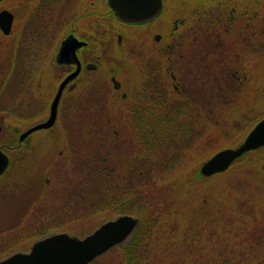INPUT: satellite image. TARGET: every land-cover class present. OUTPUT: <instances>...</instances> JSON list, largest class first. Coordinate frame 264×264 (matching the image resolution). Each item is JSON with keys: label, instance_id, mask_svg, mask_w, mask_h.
Wrapping results in <instances>:
<instances>
[{"label": "rangeland", "instance_id": "obj_1", "mask_svg": "<svg viewBox=\"0 0 264 264\" xmlns=\"http://www.w3.org/2000/svg\"><path fill=\"white\" fill-rule=\"evenodd\" d=\"M7 3V0L3 1L0 8H7ZM16 10L21 13V3L17 5ZM22 26L23 20L19 18V24L11 38L0 39V88L7 73L11 55L10 48H12L11 50L18 48L17 57L24 59V65H20L23 83L13 88L14 92L11 91L12 93L8 97L3 94L0 95V142L7 140L10 136L11 130L8 127L5 128L6 124L18 127L19 131L16 134V137H18L25 127L31 123L43 120L41 117L43 112L46 111L45 108L55 84L52 78V64L47 60L49 57L42 55L43 53L41 54L43 47L48 48L49 51L52 45L51 40H49L47 35H43L39 38L31 39V41L29 39L24 41ZM24 42L31 49L27 48ZM45 61L39 87V83L27 80L28 72H31L28 67L31 65H39L40 67ZM122 64L121 62L116 63V65ZM32 71L35 72L36 69ZM262 74L263 72H258L261 77L260 85L249 74V96L248 93L244 94L245 96L242 95L247 99L245 100L239 92H232L230 95H226V88L221 86L219 82L218 84L211 83L213 74L207 73L205 80L207 86L210 87L213 84L217 86L221 94L224 93L225 95H218L216 91L218 102L216 106L215 104L213 106V108L215 107V112L212 116H207L209 117L207 119L208 122H199L202 120H197L193 123V126L191 125L192 120L186 123L185 121L176 122V125L180 123L187 124L188 131L182 139L141 136L139 141L138 138L135 139L128 136L123 132L126 129L124 128L125 123L117 118L118 111L111 110L110 113L106 112L108 110L107 107L105 106L106 109L101 107L104 106L101 102L102 97L95 96L94 93L91 98L88 97L77 102L76 112L74 110L71 112L72 115L76 114L74 117L71 114L69 115V108L62 107L60 117L54 126L32 133L30 142L35 144V146L30 145L28 141L23 142L22 146L16 150L7 149L15 158V161L13 160L7 174L0 178V256L13 251L27 250L34 240L43 234L53 231H67L78 236L89 233L102 221L115 217L116 214L112 210L117 205V203L113 205L115 199L117 202V200L122 199L123 193H128L134 185L152 183L151 181L154 178H157L159 180L157 182L163 184L166 187L165 190L170 192L169 203H176L179 193L184 190L181 185H183L186 177H183V174L187 171V173L195 171V168L201 164L202 160L212 152L237 144L239 139L245 134V131L255 122L256 118L264 113V74ZM253 85H257L255 91L257 93L252 91ZM31 88L35 90L36 94L40 95L38 97L39 102L38 100L35 102L33 99L36 96L32 95ZM230 99L233 104L230 108L225 107L223 104H226ZM12 109L16 110L18 114H15ZM106 113L110 114L111 120L108 121L106 119L107 121H105ZM221 114H223L222 117H220ZM14 118L21 122L15 123ZM102 120L109 126L99 132L113 137L110 142H104L105 145L102 146L99 153L104 159L103 164L107 167L106 169L114 168L118 174L116 175L117 178L113 179V177L110 178L109 176L107 179H103L102 189L104 197L100 203L98 202L95 205L94 209V206L89 203L86 205L84 202H78L74 194L71 197L68 195L72 193L73 189H84L85 182L90 184V182L93 183L94 181L90 177L86 180L82 177L81 179L74 177L75 175L73 176L72 173L75 174L77 169L81 172L88 170L83 168V161L86 160L87 163L90 161L89 151L92 150L93 145V140L90 137L98 133L97 131L94 133V123L96 121L101 123ZM230 133L232 137L231 140H228ZM28 146H31L30 151L27 149ZM183 147L187 148V150L185 149L186 151L184 150L181 153L180 150ZM135 152L136 157L140 161L135 162L133 165L132 159ZM108 153L111 154L108 155ZM79 162L82 167L79 166ZM66 164L69 167L66 168ZM192 165L194 167L190 169ZM245 172L249 173V168ZM261 177L259 180L250 179V188L248 183L245 189L254 191L255 185L264 183V176ZM45 178L49 179L48 182H45ZM226 198L231 202L229 208L232 211L233 224L247 227L245 231L247 238L242 237L241 239H246V241L249 239V243L256 245V248L257 246L263 248H261L260 254L247 264H264V243L261 240V243L257 245L254 243V238L252 236L249 237V226H251V231L259 229V226L254 221L262 219L264 201L255 199L254 201H248L246 204L237 205L233 197L227 196ZM123 200L125 199L121 201ZM174 203L171 205L173 208ZM225 216L226 212L222 213L217 209H210L209 212L201 216L204 223L202 222L201 231L197 236L201 240L206 241L209 238L216 237L218 227H220L219 221L222 225ZM193 217L195 216H191V214L185 217V220H183V223L185 222L186 224L185 226H188V222L193 223ZM260 229L263 228L261 227ZM245 247H248V244H245ZM186 251L193 255L190 252V248ZM122 255L119 248H111L89 264H124ZM165 259H170L169 253L165 254ZM202 260L205 259L202 258ZM247 260H249V256ZM199 262L193 263L189 259L188 263L198 264ZM231 262H233V259H231ZM208 263L213 264L212 260Z\"/></svg>", "mask_w": 264, "mask_h": 264}, {"label": "flooded vegetation", "instance_id": "obj_2", "mask_svg": "<svg viewBox=\"0 0 264 264\" xmlns=\"http://www.w3.org/2000/svg\"><path fill=\"white\" fill-rule=\"evenodd\" d=\"M7 1L12 24L7 35L0 31V37L11 38L21 18L24 41L47 35L52 43L49 51L44 47L41 51L49 57L55 81L43 120L58 85L79 66L62 89L54 124L62 107L69 108L70 115L79 100L94 93L102 97L107 112L118 111L128 136L182 139L187 124L176 122L208 119L204 110L207 73L245 99L249 74L264 72V0H161L158 14L139 22L118 18L107 0ZM19 3L21 13L16 10ZM68 36L83 44L76 48V60L58 63L55 54ZM45 63L29 66L27 80L40 87ZM32 95L37 102L40 95L34 89ZM195 103L198 111L190 109ZM109 113L105 120H111ZM30 138L25 142L35 146ZM137 161L135 152L132 164Z\"/></svg>", "mask_w": 264, "mask_h": 264}, {"label": "trees", "instance_id": "obj_3", "mask_svg": "<svg viewBox=\"0 0 264 264\" xmlns=\"http://www.w3.org/2000/svg\"><path fill=\"white\" fill-rule=\"evenodd\" d=\"M21 64L24 65V59L17 57L16 50L13 57L10 59L7 73L2 81L0 95L3 94L8 97L10 93L14 92L13 88L23 83L21 78ZM250 76L255 78L257 84H261V77L258 75V72L254 71V73H250ZM215 81V78L211 79V83H216ZM256 87L257 85L252 86L253 92L256 91ZM216 91L218 95L221 94L217 86L213 84H211L210 87L207 86L204 102L206 116L211 117L215 112V107L213 108V106L214 104L216 106L218 102ZM232 92L240 93V91H236L233 88L225 89L226 95H230ZM225 94L222 93L221 95ZM232 104L233 101L230 99L223 105L230 108ZM101 107L106 109L105 106ZM190 109L198 111V104H191ZM12 111L18 114L16 110L12 109ZM223 114H221L220 117H222ZM262 116H264V113L256 118V120ZM14 121L15 123L21 122L16 118H14ZM206 122L208 121L206 120ZM193 123L194 122L191 123L192 126L194 125ZM107 126H109V124L104 122V120H102L101 123H97V121L94 123V133L96 131L98 133L90 137L93 140L92 150L89 151L90 161H88V163L86 160L83 161V168H87L88 170L81 172L77 169L75 174L72 173L73 176L75 175L74 177H79L80 179L82 177L86 180L90 177V179L94 180L93 183L90 182V184H88L85 182L84 189H73L74 191L72 190V193L68 195L71 197L72 194H74L78 202H84L86 205L89 203L91 206H94V209L95 205L98 202L100 203L104 197V191L102 189L103 179H107L109 176L114 179L118 174L114 168L106 169L107 167L103 164L104 159H102L99 153L102 146L105 145L104 142H110L113 137L109 134L99 132L105 130ZM6 127H8L12 133L10 132V136L7 140L0 142L1 147L5 150L9 147L13 150L21 147L26 140L21 142L17 140L16 134L19 131L18 127L7 124L5 125V128ZM231 137L230 133L228 140H231ZM170 138L179 139L172 136ZM185 149L187 150L185 147L181 148L180 152L182 153ZM109 154L111 153H108V155ZM10 156L12 164L15 158H13L12 154H10ZM20 160L22 161V159ZM79 166L82 167L80 162ZM67 167H69L68 164H66V168ZM193 167V165L192 167L190 166V169ZM248 168L249 173L245 172ZM196 172L195 169V171L187 173L186 176V173L183 174V177H186L183 185H181L184 190L179 193V196L176 198V203H169L168 200L171 194L165 190L166 187H164L163 184L157 182L159 181L157 178H154L151 181L152 183L146 185L137 184L131 187L128 193H123L122 199L125 200L121 201L122 199H119L116 202L115 199L113 205L116 203L117 205L112 209L114 214L129 213L136 215L139 219L138 226L127 244L121 248L114 247L121 250L124 264H189V259L193 263L200 261L199 263L202 264H209L208 262L211 260L213 264H247L260 254V251L263 249L262 247V249L259 246L256 248V245L249 243V239H247V241L246 239H241L242 237L247 238V233L245 232L247 227L241 225L237 226V224L235 226V224H233V215H231L232 211L229 208L231 202L226 197H233L237 205L246 204L248 201H254L255 199L264 201V183L255 185L254 191L245 189L248 183L250 188L251 180H259L262 178L261 176H264V146L244 153L222 172L202 178L200 174ZM173 203L174 208L171 206ZM93 208L92 210L94 211ZM210 209H217L222 213L226 212V216L224 217L222 225L219 221V225L222 228L218 227L219 229L216 237L209 238L207 241L201 240L199 236H197L201 231L202 222L204 223L201 216L209 212ZM188 214L195 217L192 218L193 223L188 222V226H185L186 224L185 222L183 223V220H185ZM77 215L79 216V214ZM218 218L220 217L218 216ZM254 222L259 226V229L257 231H251V226H249V237L252 236L255 240L254 243L259 245L261 240L264 243V215L261 220H255ZM261 227L263 229H260ZM245 244H248V247H245ZM188 248H190V252L193 255L186 251ZM168 253L170 254V259H165V254ZM248 256L249 260H247ZM202 258L205 260H202ZM231 259H233V262H231Z\"/></svg>", "mask_w": 264, "mask_h": 264}, {"label": "water", "instance_id": "obj_4", "mask_svg": "<svg viewBox=\"0 0 264 264\" xmlns=\"http://www.w3.org/2000/svg\"><path fill=\"white\" fill-rule=\"evenodd\" d=\"M114 14L128 22H139L153 18L161 9V0H107ZM12 13L0 9V31L7 35L12 24ZM83 44L72 36L61 41L55 60L58 63L76 60V48ZM79 71V66L58 85L50 103L49 115L23 130L18 140H23L31 132L52 126L57 114V106L65 83ZM264 146V116L254 123L241 141L233 146L223 147L196 167V173L208 177L226 170L244 153ZM9 163V156L0 147V175ZM138 225V218L121 214L100 223L93 231L79 237L67 232H54L34 241L26 252H13L0 259V264H88L97 256L115 245L127 242Z\"/></svg>", "mask_w": 264, "mask_h": 264}, {"label": "bare ground", "instance_id": "obj_5", "mask_svg": "<svg viewBox=\"0 0 264 264\" xmlns=\"http://www.w3.org/2000/svg\"><path fill=\"white\" fill-rule=\"evenodd\" d=\"M56 55V54H55Z\"/></svg>", "mask_w": 264, "mask_h": 264}]
</instances>
